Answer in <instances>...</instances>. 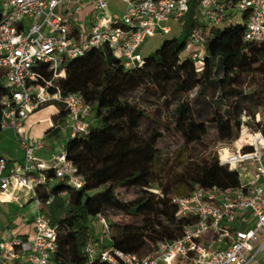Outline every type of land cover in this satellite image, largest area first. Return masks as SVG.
Returning <instances> with one entry per match:
<instances>
[{"label": "trees", "instance_id": "obj_1", "mask_svg": "<svg viewBox=\"0 0 264 264\" xmlns=\"http://www.w3.org/2000/svg\"><path fill=\"white\" fill-rule=\"evenodd\" d=\"M192 10L193 4L180 28L151 54L142 55L141 65L125 67L106 47L63 65L65 76L54 87L61 95L80 93L90 107L92 121L85 131L67 136L64 144L65 158L83 178L81 187L56 180L51 168L44 171L45 182L36 187L38 209L56 226V262L109 264L90 260L83 250L88 241L98 240L90 225L98 214L111 230L112 248L146 255L159 240L181 237L191 222L189 216L177 214L173 196L188 194L196 185H238L237 171L221 166L210 147L233 140L239 147L246 145L248 135H240L241 116L264 131V40H243L244 27L239 23L210 28L204 38V66L197 70L184 53L189 34L198 25ZM43 73L50 76L45 67ZM10 92L0 70V100ZM154 105L157 108L150 113L148 108ZM259 111L262 115L255 121ZM65 115L62 109L53 123ZM114 119L121 120L124 131L119 145L105 132ZM156 124L167 125L169 135L177 137L179 147L171 160L156 154L152 162L148 159ZM150 128L136 156L131 157L136 132ZM121 188H135L136 194L122 199ZM110 209L133 220H109Z\"/></svg>", "mask_w": 264, "mask_h": 264}, {"label": "built area", "instance_id": "obj_2", "mask_svg": "<svg viewBox=\"0 0 264 264\" xmlns=\"http://www.w3.org/2000/svg\"><path fill=\"white\" fill-rule=\"evenodd\" d=\"M0 1V70L11 91L0 100V129H11L23 151L22 160L14 162L0 151V201L26 196L37 209L36 187L45 182V170L53 169L56 180L75 188L83 182L64 151L44 162L35 156L41 138L28 143L19 134L27 115L51 101L64 105L68 136L85 131L89 105L80 93L61 95L54 87L65 76L66 61L106 47L125 67L141 65L144 40L182 25L190 4L199 10L194 15L198 25L190 32L184 53L197 70L204 66V38L210 28L239 23L243 40H264V0H114L122 3L119 11L109 9L111 0ZM245 134L246 145L232 151L223 148L218 156L220 165L225 161L228 171H237V186L196 185L188 194L173 196L177 214L191 218L181 237L159 240L143 256L123 252L112 248L106 219L98 214L108 242L88 241L83 248L88 258L109 264H264V131ZM225 150L229 155L222 159ZM56 231L39 209L28 235L14 234L7 227L0 239V264H60L53 259Z\"/></svg>", "mask_w": 264, "mask_h": 264}, {"label": "rangeland", "instance_id": "obj_3", "mask_svg": "<svg viewBox=\"0 0 264 264\" xmlns=\"http://www.w3.org/2000/svg\"><path fill=\"white\" fill-rule=\"evenodd\" d=\"M122 7V3L119 1L111 0L109 2V9L111 11H119V8ZM191 11V4L189 6ZM0 10H1V2H0ZM193 14L199 13V10H192ZM181 25L172 26L173 31L167 34L156 32L154 36L147 37L140 47V53L143 56L151 54L159 45L170 35L176 32ZM4 83V81H3ZM64 108V105L57 101H51L47 105H44L34 112L30 113L26 117V121L24 124V128H19L20 137L26 140L28 143H31L33 139H39L42 135L45 134V130L49 127L48 119H52L56 116L59 111ZM157 108L156 105L150 106L148 111L153 113ZM262 112L256 114L255 121L260 119ZM241 125H242V133H247L250 131H254L253 122L246 116H241ZM92 121V116L87 119V123ZM53 122V121H52ZM59 127L51 128L49 132V136H45L41 138V147L35 150V156L41 158L44 162H52L53 159L58 156L64 150L65 139L67 135L63 134L62 128H64L65 123L63 120H58ZM55 125V124H54ZM122 122L120 119H114L107 123L105 127V132L109 135V137L114 140L115 144L119 145L121 137L123 135V127L121 126ZM167 125H157V135L156 137L149 143L148 145V159L150 162L154 160V155L157 157L163 158L168 156L173 159L177 149L179 147V142L177 137L169 135L167 132ZM151 130L143 131V129H139L134 137L135 150L131 151V157H135L137 151L141 144L144 142L146 136L149 134L148 132ZM241 132V131H240ZM241 135V133H240ZM239 135V136H240ZM1 139V138H0ZM237 139V138H236ZM14 142V141H13ZM0 141V145L4 147V149L18 157V161H21L23 158V151L19 150L18 143ZM235 146L239 147V143L236 140L233 141H219L210 147V151H215L218 156L220 150L223 148H227L229 151L235 149ZM223 155H226V151L223 152ZM119 194L122 199H131L136 194L135 188H121L119 189ZM17 195V194H16ZM14 195V196H16ZM34 202V201H33ZM35 204V202H34ZM33 203H26V196H21L17 200H7L0 201V238L4 235L7 227L12 230V233L22 235L23 233H30L31 222L26 225L24 231H20L21 223L23 217L30 218L37 209V206H32ZM107 217L109 220H116L122 222L132 221L133 218L125 216L115 209H110L107 211ZM90 225L92 227V234L94 238H97L99 241H102V244L108 242V236L103 233V229L101 224L98 222L96 218H92L90 221ZM17 232V233H16ZM111 234V230H109V235Z\"/></svg>", "mask_w": 264, "mask_h": 264}, {"label": "crops", "instance_id": "obj_4", "mask_svg": "<svg viewBox=\"0 0 264 264\" xmlns=\"http://www.w3.org/2000/svg\"><path fill=\"white\" fill-rule=\"evenodd\" d=\"M1 2V1H0ZM63 110H65V108H63ZM65 119V118H64ZM63 119V121H64V123H65V120ZM25 121L26 120H24V122L22 123V125L20 126V127H22V128H24V124H25ZM48 125H49V127L47 128V129H49V132H50V130H51V128H53V127H59V124H56V125H54V123L52 122V119H48ZM46 129V130H47ZM45 130V131H46ZM62 130V132H63V134H65V135H67L68 136V129H67V127L66 126H64V128H62L61 129ZM49 132H47V133H45L44 135H42V137H45V136H49ZM41 137V138H42ZM0 141H7V142H13V143H16V139H15V137L13 136V131L11 130V129H5V130H3V131H1V133H0ZM19 150L21 151V149L19 148ZM0 151L10 160V161H12V162H14V161H18V157L17 156H15V155H12V154H10V153H8L5 149H4V147H2L1 145H0ZM26 203H33V205L32 206H36V204H34V202L32 201V200H28V201H26ZM34 215V214H33ZM33 215L29 218H25V217H23V219H22V223H21V227L19 228L20 229V231H24V228L26 227V225L28 224V223H30L31 222V219H32V217H33ZM17 233V232H16ZM30 233H31V228H30ZM18 235V234H17ZM24 235H28L26 232L25 233H23L22 234V236H24ZM1 239V238H0ZM175 264H187V263H183V262H176Z\"/></svg>", "mask_w": 264, "mask_h": 264}, {"label": "bare ground", "instance_id": "obj_5", "mask_svg": "<svg viewBox=\"0 0 264 264\" xmlns=\"http://www.w3.org/2000/svg\"><path fill=\"white\" fill-rule=\"evenodd\" d=\"M225 151H226V155H223V153L221 154L222 159L226 158L229 155L228 154V151L227 150H225ZM221 165L226 166L227 169H229V165L225 161H222V164Z\"/></svg>", "mask_w": 264, "mask_h": 264}]
</instances>
